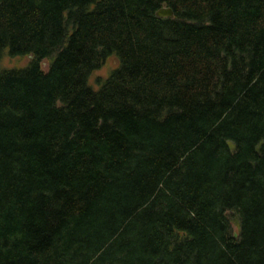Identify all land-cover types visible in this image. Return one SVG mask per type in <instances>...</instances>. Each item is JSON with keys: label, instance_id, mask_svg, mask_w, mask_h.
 <instances>
[{"label": "trees", "instance_id": "16d2710c", "mask_svg": "<svg viewBox=\"0 0 264 264\" xmlns=\"http://www.w3.org/2000/svg\"><path fill=\"white\" fill-rule=\"evenodd\" d=\"M19 57L0 264H264V0H0Z\"/></svg>", "mask_w": 264, "mask_h": 264}, {"label": "rangeland", "instance_id": "374dc122", "mask_svg": "<svg viewBox=\"0 0 264 264\" xmlns=\"http://www.w3.org/2000/svg\"><path fill=\"white\" fill-rule=\"evenodd\" d=\"M30 57H19L15 59H8L6 62H3L0 66L1 68H14V67H24L30 62ZM119 65V60L116 57L109 59L107 64L103 69L96 72L91 78V85L95 88H98L96 81L98 78H106L112 69L116 68ZM45 68H48V63L45 64Z\"/></svg>", "mask_w": 264, "mask_h": 264}, {"label": "water", "instance_id": "95a60500", "mask_svg": "<svg viewBox=\"0 0 264 264\" xmlns=\"http://www.w3.org/2000/svg\"><path fill=\"white\" fill-rule=\"evenodd\" d=\"M158 17L161 18H173L175 13L174 10L170 7H163L161 10L157 13ZM237 236V234H236Z\"/></svg>", "mask_w": 264, "mask_h": 264}]
</instances>
